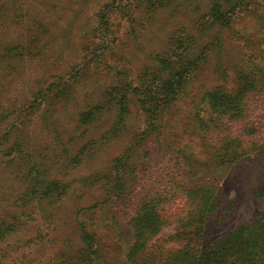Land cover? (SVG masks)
<instances>
[{"label":"trees","instance_id":"trees-1","mask_svg":"<svg viewBox=\"0 0 264 264\" xmlns=\"http://www.w3.org/2000/svg\"><path fill=\"white\" fill-rule=\"evenodd\" d=\"M64 1L0 0L1 69H7L21 59H47V54L60 43L57 38L53 41V36L50 39V29L46 27L49 9L60 11L59 4ZM115 11L125 12L134 39H138L143 29L162 13H166L165 22L172 20L173 25L171 23L172 28L164 31L163 47L148 52L146 62L132 77H121L117 85L93 93L95 97L89 93L91 103H85L86 109L79 111L74 133L79 128L91 127L94 131L107 117L108 127L99 133L100 141L116 139L124 130L132 99L144 115L145 126L133 137L127 149L109 162L104 173L92 178L103 190L101 200L76 211L75 221L69 228L72 232H66L64 240H57L52 258L45 262L37 259V263L106 264L91 224L93 220H80L78 215L82 211L92 215L103 211L110 224L117 221V212H122L124 203L127 205L136 200V209L128 221L131 243L125 253L126 264H264V208L247 223L215 239L208 238L210 219L224 202L222 189L215 181L199 179L190 187H150L142 197L134 199L132 196L139 175L148 169L151 138L164 132L166 116L204 62L210 56H220L223 36L229 32L233 39L235 36L243 40L245 48L248 46L247 53L241 54L232 71L234 89L228 91L219 87L203 92L188 112L189 125L213 167L235 164L256 152L264 155V131L249 116L252 100L259 97L264 101V0H103L93 14L94 27L79 40L81 50L77 59L83 61L71 60L68 67L57 66L61 71L51 75L54 80L44 83L33 95V101L26 109L29 112L25 110L28 113L17 119L23 122L32 115L31 111L43 105L40 102H44L47 111L41 119L48 122V108L79 95V86L92 65L102 63L107 51L115 44L111 30ZM73 13L75 19L81 14L77 10ZM246 16L254 23L250 33L247 30L232 33L237 21ZM70 42L72 39L66 38L64 45L68 46ZM73 45L77 44L71 43ZM3 80L1 76L0 84ZM1 118L0 114V126L5 123ZM5 133L1 142L7 141ZM73 134L69 136L70 144L78 140L72 146L77 148L73 156L67 150L63 156L45 157L37 162L27 157L26 166L18 171L22 181H19L17 197L0 216V253H4L0 264L2 260L10 261L8 264H14V261L15 264H31L25 262L28 256L17 242L21 238L19 233L29 232L41 221L54 232L63 204L70 197H84L85 191L78 194L75 181L66 177L70 176L71 167L82 163L87 148H93L96 142L87 139L79 146L81 133L78 137ZM22 150L19 137H16L11 146L1 149L0 154L10 156L14 152L22 153ZM140 153L142 156L147 153V165H142ZM80 182L85 187L93 183L90 176ZM253 193L264 203V179ZM171 220L175 223V238L181 242V247L156 257L152 251L153 243ZM11 238H15L13 243L8 242ZM29 243L26 242L24 247ZM14 252L20 256L15 257Z\"/></svg>","mask_w":264,"mask_h":264},{"label":"rangeland","instance_id":"rangeland-1","mask_svg":"<svg viewBox=\"0 0 264 264\" xmlns=\"http://www.w3.org/2000/svg\"><path fill=\"white\" fill-rule=\"evenodd\" d=\"M102 3L103 0H65L59 4L60 11L49 9V22L46 27L51 30L48 31L50 39L53 36V41L57 38V42L60 43L47 54V59L44 61L21 59L12 63L7 69L0 68V77H4L0 84V114L1 120L5 121L0 126V151L11 146L16 137H19L23 149L22 153L14 152L10 156L0 154V216L6 213L5 209L17 197L19 183L22 181L18 171L26 166L24 162L27 161V157L37 162L45 157L53 159L63 156L67 150L70 156H73L77 148L72 146L78 140H73L75 142L71 145L72 139L69 136L75 132L79 111L85 110L86 105L91 103L89 93L95 97L93 93L105 90L110 85H117L121 77L125 75H128L127 78L132 77L137 68L146 62L148 52L159 51L163 47L164 31L172 28V20L166 23V13H162L151 25L143 29L138 39H134L131 28H128L125 12L115 11L116 14L111 19L115 44L107 51V57L102 63L92 65L79 86V95H75L74 99L68 102L48 108V122L41 119L43 112L47 111L44 102H40L43 105L38 106V110L31 111L33 112L31 116L19 122L17 117L29 112L26 109L29 108L30 101H33V95L35 96L44 83L54 80L51 75H57L61 71L57 66L68 67L71 60L83 61L77 59L81 50L79 40L83 34L91 32L94 27L93 14ZM74 10L81 12L76 19ZM179 17L183 21L181 15ZM253 24L250 17H243L237 21L232 33L246 32V30L250 33L249 29ZM66 38L72 39L68 46L64 45ZM71 43L77 45L71 46ZM247 47L245 48L243 40H238L235 36L233 39L231 32L223 36L220 56L216 58L210 56L204 62L166 116L163 122L164 132L157 138H151L149 147L152 154L148 169L139 175L138 184L134 188L135 193L132 194L135 199L145 195L150 187L169 188L180 185L190 187L199 179L215 181L222 189L224 202L223 207L210 219L208 238L211 239L247 223L264 208V203L253 193L256 186L264 179V155L256 152L235 164L213 167L191 131L188 121V112L192 103L197 101L203 92L219 87L228 91L234 89L232 71L241 54L247 53ZM9 65L10 63L7 64ZM129 110L124 130L116 139L103 143L100 141L99 133L108 127L107 117L99 122L100 128L98 125L94 131L91 127L79 128L73 134L74 137H78L81 133L79 146L84 145L87 139L96 142L93 148L91 146L87 148V156L82 163L71 167L72 169L69 168L70 176L66 177L67 180L75 181V191L78 194L85 191V195L83 198L70 197V200L63 204L56 218L54 232L50 231L48 224L37 220L39 223L34 224L29 232L23 230L19 233L21 238L17 242L28 256L25 262L36 264L37 259L45 262L52 258L58 246L57 240H64L66 232L68 234L72 232L69 228L75 221L76 211L101 200L103 190L93 182L92 178L104 173L108 169L109 162L121 155L131 144L133 137L145 126L144 115L133 99L130 101ZM249 116L251 121L264 131V101L259 97L252 100ZM14 120L16 121L13 122ZM6 131L9 132L5 133ZM4 133L7 134V141L1 142ZM146 154L143 156L141 154L142 165H147ZM60 175L62 177L61 172ZM86 176H90L93 182L91 186L85 187V184L80 182ZM129 203L123 204L122 212H117V221L110 224L107 221L108 216L103 211L95 215L82 211L78 215L80 220H93L91 224L99 238V247L103 251L101 252L106 264H126L125 253L131 243L128 221L136 209V200L128 205ZM176 231L175 223L171 220L153 243L152 251L156 257L181 247V242L175 238ZM14 241L15 238H11L8 242ZM26 242L30 243L24 247ZM2 248H5V245ZM3 255L4 253H0V257ZM14 255L20 256L17 252H14ZM8 262L10 261L2 260L1 264Z\"/></svg>","mask_w":264,"mask_h":264}]
</instances>
